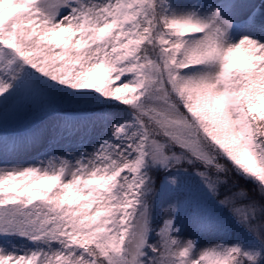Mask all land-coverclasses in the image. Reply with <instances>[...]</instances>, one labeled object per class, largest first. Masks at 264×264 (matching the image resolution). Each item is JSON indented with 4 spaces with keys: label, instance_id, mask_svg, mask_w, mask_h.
Listing matches in <instances>:
<instances>
[{
    "label": "snow or ice",
    "instance_id": "obj_1",
    "mask_svg": "<svg viewBox=\"0 0 264 264\" xmlns=\"http://www.w3.org/2000/svg\"><path fill=\"white\" fill-rule=\"evenodd\" d=\"M0 264H264V0H0Z\"/></svg>",
    "mask_w": 264,
    "mask_h": 264
},
{
    "label": "trees",
    "instance_id": "obj_2",
    "mask_svg": "<svg viewBox=\"0 0 264 264\" xmlns=\"http://www.w3.org/2000/svg\"><path fill=\"white\" fill-rule=\"evenodd\" d=\"M240 183L243 185L245 182L243 180H241ZM246 186L249 187V188L252 187V185H250V184L246 185ZM225 191H226L225 189H221V195H223L225 193Z\"/></svg>",
    "mask_w": 264,
    "mask_h": 264
},
{
    "label": "rangeland",
    "instance_id": "obj_3",
    "mask_svg": "<svg viewBox=\"0 0 264 264\" xmlns=\"http://www.w3.org/2000/svg\"><path fill=\"white\" fill-rule=\"evenodd\" d=\"M256 2L258 3V2H259V0H256Z\"/></svg>",
    "mask_w": 264,
    "mask_h": 264
}]
</instances>
